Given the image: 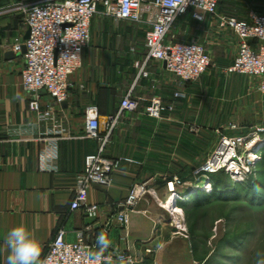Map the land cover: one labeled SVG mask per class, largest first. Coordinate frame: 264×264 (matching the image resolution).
Here are the masks:
<instances>
[{"label":"crops","instance_id":"crops-1","mask_svg":"<svg viewBox=\"0 0 264 264\" xmlns=\"http://www.w3.org/2000/svg\"><path fill=\"white\" fill-rule=\"evenodd\" d=\"M143 1L146 4L151 0ZM18 2L0 0V264H6L8 254L4 236L18 224H26L39 240L41 260L61 227L67 241L83 235L96 243L108 222L101 252L132 253L137 258L135 264H199L190 237L176 228L173 217L166 213L168 203H157L149 192L164 194L174 177L185 184L190 156L197 160L203 155L197 148L198 141L196 146L193 143L194 137V148L190 150L192 127L198 133L204 126L193 115L204 106L190 103V88L198 90L204 85L180 88L163 62L146 60L144 36L152 15L144 13L141 20H114L101 9L91 21V37L82 52L81 67L69 78V98L64 104L56 103L39 91L52 119H38L27 108L32 93L22 87V55L5 58L9 51L16 54L12 45L26 32ZM219 3L218 14L243 17L247 12L245 1L239 9L233 4L227 10ZM185 15L175 22L167 40L198 42L230 64L237 39L230 31L219 29L217 15H205L201 21L189 13ZM176 90L183 91L185 97L175 100L172 112L159 119L145 114L152 97L170 102ZM127 94L139 102L135 112L120 110V102ZM90 105L97 108L98 132L101 139L106 138L103 156L119 161L110 187L92 185L88 190V201L99 207L94 217L82 209H71L84 157L96 153L102 142L84 137L85 110ZM110 116H117L111 130L107 127ZM49 128L61 132H49ZM52 140L57 147L55 165L48 158ZM141 185L145 192L127 211L128 224L123 227L116 215L126 208L130 192ZM182 186L175 185L180 197L185 192L179 194L177 188Z\"/></svg>","mask_w":264,"mask_h":264},{"label":"built area","instance_id":"built-area-1","mask_svg":"<svg viewBox=\"0 0 264 264\" xmlns=\"http://www.w3.org/2000/svg\"><path fill=\"white\" fill-rule=\"evenodd\" d=\"M102 2L104 12L114 20H141L144 13L152 15L150 28L145 32L144 47L146 60H157L164 63L167 71L172 73L180 88L196 81L209 67L210 56L205 47L198 42L167 40V35L174 22L185 14H190L194 20L201 21L205 15H217V25L220 30L230 31L237 39L236 53L227 67L228 73L257 77L258 90L264 99V13L247 9L245 16L236 17L218 14L219 0H151L144 4L143 0H37L25 2L19 0L18 9L23 15V24L28 37L22 36L12 45L13 52H20L22 45L23 69L21 83L25 91L32 93L27 104L28 111L38 119H52V113L44 108L39 91H44L56 103L66 101L70 96L69 78L82 64V52L88 46L91 32L90 25L97 12L98 3ZM147 75L146 71H142ZM185 97L181 90L173 92V99L164 102L154 96L145 108L148 117L159 119L174 110L175 100ZM139 107L137 99L129 94L120 102V110L135 112ZM86 124L84 137L102 140L96 153L84 157L83 169L75 180V195L71 202V209H82L89 217H94L99 209L98 204L88 201V190L92 185L110 187L112 173L118 167V160L107 159L103 156L106 138L101 139L98 132V112L94 105L85 110ZM117 116L107 119V127L111 130ZM56 127V126H55ZM49 132L60 133L56 129ZM264 126H258L249 135L238 141L222 137L219 145L211 156L201 166L194 170V174H213L230 163L240 166L241 157L252 148L248 146L254 136H261ZM251 135V136H250ZM49 161L55 165L57 161L56 141L52 140ZM222 147L224 149H222ZM249 150V151H248ZM222 157V164L213 167L215 157ZM172 183L177 186L184 184L177 177ZM170 184V182H168ZM144 187L134 188L127 200L126 208L116 215L120 225L128 224V210L132 209L143 193ZM183 217L176 214L172 221L176 228L184 231ZM61 227L55 233L48 245L47 251L41 259L42 264H103L106 262H126L135 264L137 258L126 252H100L91 256L95 246L88 237L79 236L75 241H67ZM150 252L149 249L146 250Z\"/></svg>","mask_w":264,"mask_h":264},{"label":"rangeland","instance_id":"rangeland-1","mask_svg":"<svg viewBox=\"0 0 264 264\" xmlns=\"http://www.w3.org/2000/svg\"><path fill=\"white\" fill-rule=\"evenodd\" d=\"M244 1L248 4L246 10L251 8L264 13V0H219V7L227 10L234 4L239 9ZM101 9L102 2L97 7ZM180 18L182 16L177 20ZM208 54L209 67L196 81L189 83L190 87L198 83L204 85L198 90L190 88V103L199 102L204 106L193 112L198 117L197 122L200 120L204 126L198 133L192 127L190 150L194 148L191 142L196 146L197 140V148L203 155L197 160L190 156L188 181L183 189L177 188L179 194H185L178 197L175 191L177 195L164 209L172 217L178 213L183 217L184 232L190 237L199 264H256V253H264V160L260 154L264 141L258 146L248 145L255 149L248 150V155L244 153L240 166L227 160L226 165L231 164L236 174L225 167L209 175L193 172L211 156L222 137L238 141L256 127L264 126V99L258 90L257 77L228 73L229 60L223 56L220 60L216 52ZM260 138L264 139V133ZM222 157L213 159V167L222 164ZM204 176L206 184L201 183ZM197 194L199 205L195 200ZM180 202L185 208L179 207Z\"/></svg>","mask_w":264,"mask_h":264},{"label":"clouds","instance_id":"clouds-1","mask_svg":"<svg viewBox=\"0 0 264 264\" xmlns=\"http://www.w3.org/2000/svg\"><path fill=\"white\" fill-rule=\"evenodd\" d=\"M166 3L171 0H165ZM178 2V0H177ZM102 245L106 244L104 237H100ZM6 246V264H42L41 245L35 234L24 223L10 228L4 236ZM256 264H264V253H256Z\"/></svg>","mask_w":264,"mask_h":264},{"label":"bare ground","instance_id":"bare-ground-1","mask_svg":"<svg viewBox=\"0 0 264 264\" xmlns=\"http://www.w3.org/2000/svg\"><path fill=\"white\" fill-rule=\"evenodd\" d=\"M263 141H264V139H261L260 136H254V137L251 138V140L249 141L248 145L250 144V145H253V146L254 145L258 146V145L262 144ZM250 142H252V144ZM252 149H255V148H252ZM230 158H228L227 160H229ZM228 165H230V167ZM228 165L227 166H228V170L229 171H231L233 173L236 172V171H234V169H231V164H228ZM169 182H170V184L166 185V191L167 192H164V194L161 195L158 191L151 190L149 192V197L151 199H153L154 201H156L157 203H159V202L160 203H167V202L172 201L177 194L175 195L176 188H175L174 184L171 181H169ZM206 182H207V178L204 176V178H203L201 183L202 184H206ZM178 197H180V196H178Z\"/></svg>","mask_w":264,"mask_h":264},{"label":"water","instance_id":"water-1","mask_svg":"<svg viewBox=\"0 0 264 264\" xmlns=\"http://www.w3.org/2000/svg\"><path fill=\"white\" fill-rule=\"evenodd\" d=\"M28 37V31L25 32V35H24V39H26ZM25 52V46L22 45L21 47V51L14 54L12 53L11 51H9L8 53L5 54V58H12L14 57L15 55L18 56V55H22L23 53ZM61 103H65V101L61 102ZM110 226V222L107 223V225L104 227V229L101 231L100 235L97 237L96 239V243H95V246L94 248L92 249L91 251V256L95 255V254H98L101 252V248L103 247V245L101 244L100 242V237L103 236L104 237V240L106 239V233H107V230Z\"/></svg>","mask_w":264,"mask_h":264},{"label":"trees","instance_id":"trees-1","mask_svg":"<svg viewBox=\"0 0 264 264\" xmlns=\"http://www.w3.org/2000/svg\"><path fill=\"white\" fill-rule=\"evenodd\" d=\"M219 3V2H218ZM260 154L262 155V159L264 160V147H262L261 149H260ZM214 181H218V179L217 178H214ZM203 195V194H202ZM206 198V197H205ZM207 199V198H206ZM205 199V200H206ZM195 200H196V203L199 205V204H201L200 203V201H199V194H197V195H195ZM179 207H181V208H185V205H184V203H179Z\"/></svg>","mask_w":264,"mask_h":264}]
</instances>
